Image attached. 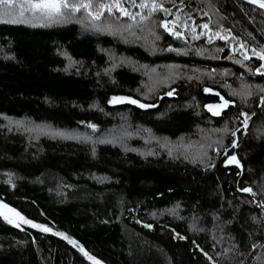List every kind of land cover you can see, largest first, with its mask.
<instances>
[{
	"label": "trees",
	"instance_id": "1",
	"mask_svg": "<svg viewBox=\"0 0 264 264\" xmlns=\"http://www.w3.org/2000/svg\"><path fill=\"white\" fill-rule=\"evenodd\" d=\"M69 2L0 5V264H264V7Z\"/></svg>",
	"mask_w": 264,
	"mask_h": 264
},
{
	"label": "snow or ice",
	"instance_id": "2",
	"mask_svg": "<svg viewBox=\"0 0 264 264\" xmlns=\"http://www.w3.org/2000/svg\"><path fill=\"white\" fill-rule=\"evenodd\" d=\"M255 2V0H253ZM0 5L6 6L8 9H18V16L21 20L25 18V14L29 13L34 18H41L49 22H58V20L65 16L67 10H71L73 12L80 11L81 8L88 9L91 7L90 4L87 3H79V4H71L69 0H21V2L17 3L16 0H0ZM119 7V5H116ZM147 5H140V7H146ZM261 7H264V3L260 4ZM101 8L108 7V10L111 11V7L106 5H100ZM155 8V5H153ZM6 15L10 13H5ZM91 14V13H89ZM97 19H99V15L96 16ZM203 27H207V25H204ZM262 59H264V56H261ZM171 95V93H169ZM126 98H117L113 97V101L116 102H123ZM130 103H137L135 100H129ZM225 103H227L225 101ZM140 107H145V105H140ZM219 113H214V115H218ZM89 127L93 128L95 130L94 125H89ZM63 135V134H60ZM235 147V145H233ZM234 162L239 163L235 160V157L232 158ZM243 191L245 192H251L252 190L250 188H244ZM6 208L7 205H4ZM17 215H19L17 213ZM5 219H8L7 216H5ZM23 219V217H21ZM11 223L12 221L9 220ZM25 223L31 224V221H24ZM18 226V225H17ZM33 227H39L43 231H50V229L43 228V226L40 225H32ZM148 225H146L147 227ZM63 235V234H60ZM67 238V237H65ZM71 243H74L73 241H70ZM87 255V253H85ZM91 259V257H89Z\"/></svg>",
	"mask_w": 264,
	"mask_h": 264
},
{
	"label": "rangeland",
	"instance_id": "3",
	"mask_svg": "<svg viewBox=\"0 0 264 264\" xmlns=\"http://www.w3.org/2000/svg\"><path fill=\"white\" fill-rule=\"evenodd\" d=\"M253 1V0H251ZM256 3L261 4L264 3L260 0H255ZM113 97H117V98H126L123 102L125 101H129V100H134L132 97L130 96H126V95H115ZM113 97L111 99L112 103H119L116 101H113ZM224 103V102H223ZM223 103L219 102V103H209L207 104V107L213 112V113H218L222 107H223ZM225 104V103H224ZM229 161H232L231 159H228ZM0 211H2L3 213H5L6 215L10 216L11 218L15 219L17 221V215L14 214L9 208H5L4 206L0 205ZM93 260L95 261L96 264H103L101 261H99L98 259L93 258Z\"/></svg>",
	"mask_w": 264,
	"mask_h": 264
}]
</instances>
